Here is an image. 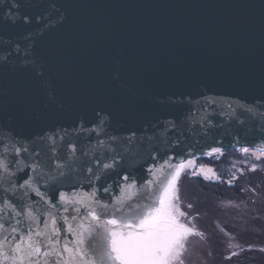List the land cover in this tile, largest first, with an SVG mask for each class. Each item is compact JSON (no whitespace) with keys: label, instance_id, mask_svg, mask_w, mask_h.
Returning <instances> with one entry per match:
<instances>
[{"label":"water","instance_id":"1","mask_svg":"<svg viewBox=\"0 0 264 264\" xmlns=\"http://www.w3.org/2000/svg\"><path fill=\"white\" fill-rule=\"evenodd\" d=\"M15 2L20 13L42 19L13 24L5 18L13 0H0V138L6 132L34 137L81 117L91 120L99 108L112 113L113 127L139 129L179 120L218 98L206 112L220 127L198 137L199 144L190 138L196 156L219 146L214 141L233 149L264 139V0ZM17 43L20 54L5 61ZM229 103L244 107L235 116L219 115L221 108L229 112ZM21 104L29 112L24 121L17 115ZM244 129L259 135L238 131Z\"/></svg>","mask_w":264,"mask_h":264},{"label":"snow or ice","instance_id":"2","mask_svg":"<svg viewBox=\"0 0 264 264\" xmlns=\"http://www.w3.org/2000/svg\"><path fill=\"white\" fill-rule=\"evenodd\" d=\"M20 7L13 0L5 18L13 24L42 19L20 13ZM20 51V45L14 44L4 60ZM23 55H28L27 50ZM168 102L184 101L169 98ZM211 104L216 101L205 100V105L179 120L150 121L139 129L113 127L112 113L99 108L93 110L91 120L81 117L70 126L34 137L3 134L0 264H186L193 241L204 240L205 233L197 227L199 213L192 212L193 203L185 204L181 198V176L221 179L210 167L197 168L198 157L189 142L220 127L206 112ZM237 107L244 106L229 103V112L221 108L219 115L235 116ZM17 115L22 121L28 119L24 104ZM213 143L219 146L201 150V155H222V142ZM237 151L264 160V139ZM137 167L144 175L137 174ZM257 167L253 163L250 171ZM236 179L233 174L226 183L232 185ZM220 231L229 236L223 228ZM232 247L241 252L254 248L228 245ZM259 251L264 252V247ZM238 255L232 251L225 259Z\"/></svg>","mask_w":264,"mask_h":264},{"label":"trees","instance_id":"3","mask_svg":"<svg viewBox=\"0 0 264 264\" xmlns=\"http://www.w3.org/2000/svg\"><path fill=\"white\" fill-rule=\"evenodd\" d=\"M234 152V149L225 150L223 155L234 154ZM216 157L217 154H213L211 157L200 158L201 164L215 167L221 177V181L202 180L198 177L201 179L198 180L201 182L198 183L199 187L208 194L205 198L200 196V199L207 198V202L210 203L216 201L215 208L211 207L210 209L217 210L218 217L222 219L220 222L223 223V225H220L217 221L220 227L233 230V235L238 236L235 245H240L245 249L248 245H253L254 248L251 251L241 252L240 248L233 247L231 251H213L211 256H213L216 264H264V252L259 251V248L264 247V160L257 161L250 154L247 158L244 156L246 161L240 164V167L243 168V174H241V170L234 166L232 172L237 176V179L232 185H226V181L231 179L229 172H227L230 167H224L226 163L222 165V162H227L224 158L220 160ZM253 163L258 165L257 170L254 172L250 171ZM224 184L226 186H222ZM241 189L245 190L242 191ZM242 207L246 211V217L243 219L240 213ZM229 208L230 211L236 210V213H228L230 212ZM192 212L196 213L194 209H192ZM202 214L203 219L211 220L212 217L206 216L205 213ZM242 232L246 233L245 240L241 239L242 236H239L242 235ZM232 251L238 252L239 255L231 260L225 259Z\"/></svg>","mask_w":264,"mask_h":264},{"label":"rangeland","instance_id":"4","mask_svg":"<svg viewBox=\"0 0 264 264\" xmlns=\"http://www.w3.org/2000/svg\"><path fill=\"white\" fill-rule=\"evenodd\" d=\"M237 149L238 148L234 149L235 150L234 154L229 153V154H225V155L222 154L221 155V154L217 153V157H216L217 159H220V160H222L221 158H224L227 161V162H222V165L224 163H226L224 167H230V169L227 170V172H229L231 177L233 175L232 168L235 166L239 170H242L243 168L240 167V164H243L246 161V158L249 154L251 155V153L243 154V153L237 151ZM229 158H230V160H229ZM196 165H197V168L200 165H203L200 163V158L196 159ZM204 166L212 168L216 172V174L220 177V175H219V173L215 167H212V166L206 165V164H204ZM209 175H211V174H209ZM198 177L202 178V180H205V179H203L202 176H191L189 174H184L181 176V179L179 181L181 198L185 202V204L186 203H193L194 212L199 213L198 219L196 221L197 227L205 233V239L204 240H199L197 238L196 240L193 241V244H192V246H190V251H189L187 259H186V264H216L214 259H213V256H211V252H213V251H231L233 249V247L229 249L228 245L231 244L234 246L236 244V238L238 236L236 237L235 234L233 235V230H227V229L223 228L227 233H229V236H225L224 233L220 231V229L222 227H220L218 225V222L220 223V225H223V223L220 222V221H222V219H220L218 217L216 209L215 210L210 209L211 207L215 206L216 201L210 203V202H207V198L203 199V200L200 199V196L205 198L206 195H208V194H207V192L203 191V189H201L199 187L200 185L198 183H201V182H199L201 179H199ZM212 181H215V180H212ZM216 181H221V179L216 180ZM227 184L228 183H226V185ZM226 185L224 184L222 186H226ZM208 193L211 196H214L210 192H208ZM229 211H230V208H229ZM202 213H205L206 216L212 217L211 220L206 219V218H204L205 219L204 220ZM228 213H236V210L230 211ZM240 213L242 215V219L246 217V211L243 209V207H242ZM226 217H228V216H226ZM241 234L242 235H239V236L240 237L242 236L241 239L245 240V234L246 233L242 232Z\"/></svg>","mask_w":264,"mask_h":264},{"label":"bare ground","instance_id":"5","mask_svg":"<svg viewBox=\"0 0 264 264\" xmlns=\"http://www.w3.org/2000/svg\"><path fill=\"white\" fill-rule=\"evenodd\" d=\"M229 94H231V95H233L234 97H242V99L243 98H246V94H243V93H238V92H235V91H232V92H228ZM219 99L218 98H216L215 99V101H218ZM244 100V99H243ZM243 102V101H242ZM249 101H244V103H248ZM208 114V113H207ZM210 119H212V118H210ZM219 120H216V121H214V123H216V122H218ZM262 129V128H261ZM234 131H236V130H234ZM233 131V133H236V132H234ZM240 133H242V134H249V136H258L259 135V131H257V130H254L252 133H250L249 131H247V129H244V131H241V130H238ZM262 132H264V130L262 131ZM195 138H198V137H195ZM236 138L237 137H234V138H232L233 139V142H235V140H236ZM207 148V147H206ZM201 150H204V149H199V150H196V151H201ZM136 171H137V174L138 175H140V176H142V175H144V171H143V169L142 168H137L136 169Z\"/></svg>","mask_w":264,"mask_h":264}]
</instances>
